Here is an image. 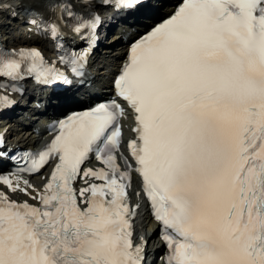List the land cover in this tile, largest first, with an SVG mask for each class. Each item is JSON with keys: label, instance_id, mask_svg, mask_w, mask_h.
<instances>
[{"label": "snow or ice", "instance_id": "1", "mask_svg": "<svg viewBox=\"0 0 264 264\" xmlns=\"http://www.w3.org/2000/svg\"><path fill=\"white\" fill-rule=\"evenodd\" d=\"M24 11L57 61L0 44V78L11 82L0 88L83 76L102 23L93 0H36ZM114 87L135 113V167L121 152L115 101L60 121L44 151L26 154L27 167L0 175V264H144L133 172L161 227L165 264H264V0H183L131 46ZM13 103L0 97V108ZM93 155L100 169L85 167ZM53 160L42 190L22 179Z\"/></svg>", "mask_w": 264, "mask_h": 264}, {"label": "bare ground", "instance_id": "2", "mask_svg": "<svg viewBox=\"0 0 264 264\" xmlns=\"http://www.w3.org/2000/svg\"><path fill=\"white\" fill-rule=\"evenodd\" d=\"M5 2H7V1H4V0H0V5H3ZM7 3H10V4H13V6H15V8L19 11V9H21L22 8V6H23V3H27V5H33L34 3H36V0H16L15 2H7ZM4 8H0V14L2 15V16H6L7 18H8V14H9V12H7V10H3ZM9 11V10H8ZM156 11V9H154L153 7L152 8H149V9H146V10H144V11H140V12H138V13H136V14H134L133 15V19L134 20H138V21H140V22H142V21H144V19L146 18V16H148V15H152L154 12ZM7 12V13H6ZM11 12V11H10ZM144 16V17H143ZM119 21V20H118ZM20 22V21H19ZM134 26H140V25H134ZM9 28V26L8 25H6V23L5 24H0V29H8ZM112 38V37H111ZM114 39H116V38H114ZM40 43H43L42 41H41V39H40V42L39 43H36V44H40ZM106 53V52H105ZM67 100V98L66 97H56L55 98V104H54V106L53 107H50L49 108V111H54V110H58V109H60V107H61V104L63 103V102H65ZM58 104V105H57ZM57 105V106H56Z\"/></svg>", "mask_w": 264, "mask_h": 264}, {"label": "rangeland", "instance_id": "3", "mask_svg": "<svg viewBox=\"0 0 264 264\" xmlns=\"http://www.w3.org/2000/svg\"><path fill=\"white\" fill-rule=\"evenodd\" d=\"M4 1H7V2H15V0H4ZM7 22V20H6V16H3V17H0V23H3V24H5ZM120 25H121V23H117V28H121L120 27ZM16 25H9V28L8 29H0V33L1 34H4L5 36H4V38L5 39H7V42L8 43H11V42H13V38H12V36H11V33L12 32H16V31H14V30H16L15 27ZM114 36V35H113ZM110 40V39H109ZM105 71H103V73H104ZM102 73V74H103ZM103 75H101V77H102Z\"/></svg>", "mask_w": 264, "mask_h": 264}]
</instances>
